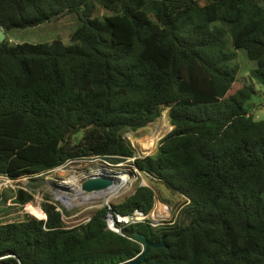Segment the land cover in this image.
I'll return each mask as SVG.
<instances>
[{"label": "trees", "instance_id": "trees-1", "mask_svg": "<svg viewBox=\"0 0 264 264\" xmlns=\"http://www.w3.org/2000/svg\"><path fill=\"white\" fill-rule=\"evenodd\" d=\"M72 13L81 25L69 45L0 43V176L124 162L136 154L122 135L161 116L172 130L133 162L183 203L171 221L118 234L106 229V206L68 227L44 202L46 220L0 223V264H119L143 251L132 233L165 245L140 264H264V119L247 107L251 86L232 90L238 67L225 42L264 85V0H0V28ZM31 198L18 190L14 203ZM154 202L152 188L135 185L111 210L147 215Z\"/></svg>", "mask_w": 264, "mask_h": 264}, {"label": "rangeland", "instance_id": "rangeland-1", "mask_svg": "<svg viewBox=\"0 0 264 264\" xmlns=\"http://www.w3.org/2000/svg\"><path fill=\"white\" fill-rule=\"evenodd\" d=\"M80 25L81 20L75 13L66 14L57 20L50 21L34 28L10 31L8 32L6 38L10 44H42L50 43L54 40H60L64 45H69L71 44L70 37L72 33ZM225 42L226 51L235 52L236 57L231 64L237 65L238 67L236 81L232 86V90H237L244 85L251 86L254 93L251 94L247 107L250 110V114H252L255 119L263 120L264 85L250 76V72L256 68V64L247 58L243 50H234L231 47L229 35L225 36ZM167 112L168 110L164 109L161 112V115L166 114V120L169 125ZM162 119L164 118H161L160 116L149 126L135 133L129 132L122 135L124 141L134 149L137 156L145 157L155 152L159 140L166 132V121H163L165 124L164 130L161 137L157 139L158 141L156 140L154 132L160 127ZM170 129L166 132V134L170 131ZM105 162L106 161L102 159L72 160L59 167L61 168V172L57 171L56 169L58 168H56L43 174L22 177L16 180H10L0 176V223L21 221L25 214L37 218V216L25 211L24 207L26 204L21 206L14 203L15 194L18 190H23L31 195V201L27 204H31L39 208H41V204L44 202L57 205V208L63 211V213H66L64 223L68 227L85 222V219H87L96 209L105 206L104 197H96L95 199H89L84 202H82L83 200L78 199L74 202V206L66 208L60 202L54 200V193L57 190L58 192L67 191L62 189L65 186L62 182L70 174L73 168L79 175V182L81 184L82 181L88 178L89 175L87 174H89L90 170L92 169L95 171L99 166L104 167L107 171L130 170L133 172L129 187H124L117 193V195L108 200L109 206L116 204L118 201L130 195L133 192L135 185H145L152 188L155 193L154 203H156V205L152 208L153 213L155 210L158 211V209L162 206H165L167 209V217L164 218V221H171L174 219L173 216L177 214L175 205L179 207L183 203V198L181 196L165 190L162 185L150 182L149 178L135 167L131 159L118 164H109L108 162ZM122 167L125 168L121 169ZM133 168H136V171H134ZM70 191H72V193L74 192L73 195L75 196L76 192L74 190ZM74 196H69L68 198L73 199Z\"/></svg>", "mask_w": 264, "mask_h": 264}, {"label": "water", "instance_id": "water-1", "mask_svg": "<svg viewBox=\"0 0 264 264\" xmlns=\"http://www.w3.org/2000/svg\"><path fill=\"white\" fill-rule=\"evenodd\" d=\"M4 39H5V34L3 30L0 28V43L3 42ZM171 130L172 127L170 131ZM78 132L79 129L76 128V129H72L69 134L75 135ZM141 186H145V185H141ZM115 190H116L115 180L112 177H106L104 175H99V176L93 175V176H89L84 181H82V183L79 186V192L75 195L73 199L68 198V196L70 195L74 196L70 190L61 193H59L57 190L54 193V200L60 202L66 208H71L72 206L75 205L74 202L76 200L82 199L85 196H88L89 198L92 195H102L104 193L113 192ZM38 220H46V215L43 219H38ZM131 238L143 245V251L136 257L119 264H140L142 261H144L145 254L149 248H159L165 246L163 240H160L157 243H151L146 240L144 235L139 233H132Z\"/></svg>", "mask_w": 264, "mask_h": 264}, {"label": "bare ground", "instance_id": "bare-ground-1", "mask_svg": "<svg viewBox=\"0 0 264 264\" xmlns=\"http://www.w3.org/2000/svg\"><path fill=\"white\" fill-rule=\"evenodd\" d=\"M164 127H165V124H164L163 121H161L160 127L154 132L155 133L154 136H155L156 140L161 137L162 132L164 130ZM124 168L125 167H122L121 169H124ZM56 170L57 171H60L61 168H58ZM133 170L136 171V168L135 169L133 168ZM132 174H133V172L130 171V170H119V171L108 170L107 171L104 167L99 166L98 168H96L95 171H93L91 169L90 172H89V174H87V175H89V176H93V175L94 176L104 175L106 177H112L115 180V186H116V190L115 191H120L124 187H129V185L131 184V177H132L131 175ZM79 179H80L79 175L75 172V170L73 168L71 170L70 174L62 182V184L65 185L62 189L65 190V191L66 190H74L76 192V194H77L79 192V186H80ZM59 193H61V191ZM70 196H72V195H70ZM81 200H83L82 202H84V201H88L89 199H88V196H86V197H83ZM24 209H25V211H27V212H29V213L37 216L38 219H43L45 217L44 212L39 207H35V206L31 205V204H26L25 207H24ZM160 209H158V212L159 213H162V211ZM151 218L154 219V220L157 219V217H155V216H151Z\"/></svg>", "mask_w": 264, "mask_h": 264}, {"label": "built area", "instance_id": "built-area-1", "mask_svg": "<svg viewBox=\"0 0 264 264\" xmlns=\"http://www.w3.org/2000/svg\"><path fill=\"white\" fill-rule=\"evenodd\" d=\"M140 156L133 157V158H129L132 160V162L135 160V158H138ZM93 159H100V158H91V159H85V160H93ZM127 159V160H129ZM106 163V162H105ZM134 164V162H133ZM59 168V167H58ZM56 169V168H55ZM119 191H113V192H107L104 193L102 195H92L91 197H89L88 199H95L96 197H104V204L107 207V212L105 215V223H106V229L113 231L115 233L121 234V229L123 227H128L131 226L133 224L136 223H141L144 222L145 220L149 221V223L151 224V226L156 227L159 225H162L165 219L167 217V212H166V208L165 206L160 209L162 211V213H159L158 211H154L153 213V209L150 210V212L147 215H143L142 213L135 211L130 215H124V216H120V215H115L112 210H111V206H109L108 204V200H110L111 198H113L115 195H117ZM156 203H154L155 207ZM152 207V208H153ZM56 210H59V212L62 214V219L64 221L65 219V215H63V212L57 208ZM151 216H155L157 217L156 220L152 219ZM90 216L85 219V221H89Z\"/></svg>", "mask_w": 264, "mask_h": 264}, {"label": "crops", "instance_id": "crops-1", "mask_svg": "<svg viewBox=\"0 0 264 264\" xmlns=\"http://www.w3.org/2000/svg\"><path fill=\"white\" fill-rule=\"evenodd\" d=\"M4 32V31H3ZM4 34H5V38H6V36H7V34H8V32L6 33V32H4Z\"/></svg>", "mask_w": 264, "mask_h": 264}]
</instances>
